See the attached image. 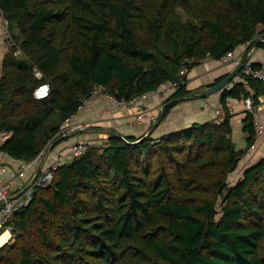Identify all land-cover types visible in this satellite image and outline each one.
<instances>
[{
	"label": "trees",
	"instance_id": "trees-1",
	"mask_svg": "<svg viewBox=\"0 0 264 264\" xmlns=\"http://www.w3.org/2000/svg\"><path fill=\"white\" fill-rule=\"evenodd\" d=\"M0 15V152L19 162L41 157L95 91L129 101L175 84L162 120L196 95L185 85L194 65L264 36V0H0ZM237 76L254 95L241 82L223 89L219 124L83 144L17 201L0 264H264V159L231 184L256 132L247 112L237 148L226 108L256 106L264 85Z\"/></svg>",
	"mask_w": 264,
	"mask_h": 264
},
{
	"label": "crops",
	"instance_id": "crops-1",
	"mask_svg": "<svg viewBox=\"0 0 264 264\" xmlns=\"http://www.w3.org/2000/svg\"><path fill=\"white\" fill-rule=\"evenodd\" d=\"M1 28L2 21L0 20V63L7 48L6 44L1 39ZM262 39H264V36H262ZM250 46L248 44L241 46L237 48L234 53L238 55L241 60L248 53ZM247 64H257L260 65V67H264V48L256 46ZM236 65L237 64L234 62L222 64L219 60H213L211 58L202 59L194 65L186 75L185 85L189 92L196 93V95L177 102L170 109L166 117L162 119L151 132V137L159 138L163 135L179 133L190 128L194 124L213 122L216 119V110L219 111L220 117L223 118L224 112L221 105L222 91L204 98H201L199 95L207 87L213 86L221 81L220 79H223ZM239 82L243 84V87L250 96L254 95V90L250 88L247 81L241 79L240 76H236L233 82L227 86V89L234 83ZM170 94L171 93L167 92L164 86L161 87L150 99L142 103L144 108L143 113H140L135 107L124 109L113 107L101 93L92 95L83 103L78 112L67 120L64 125L65 127L79 124L82 125L83 129L71 134L61 135L59 139L54 141L35 163V171L40 161L42 162L40 164L39 173L53 165L58 157L63 155V153L75 143L99 146L107 141L108 136L113 131L123 137L144 136L161 115L163 103ZM245 99H248L251 104L253 103L251 98L247 97ZM245 99H226V108L229 112V121L232 128V136L234 138V140L233 138L232 140L236 147L240 149L245 146V134L242 130L243 119L247 114V110L244 107ZM258 101L259 103L256 106L253 105L255 107L253 121L258 123L257 126L254 125L256 132L254 142L241 158L235 171L229 175V181L232 185L237 182L248 167L264 159V94L258 97ZM9 136L10 133H1L0 145ZM19 163V161L0 152V164L5 168H16ZM27 178L28 175L26 176V179ZM24 181L25 179L22 181L18 180L15 183L14 189L18 202L22 201L26 193L24 187L18 191L19 187L24 184ZM2 237L4 238L2 243L5 244L9 241L11 234L5 231L0 235V238Z\"/></svg>",
	"mask_w": 264,
	"mask_h": 264
},
{
	"label": "built area",
	"instance_id": "built-area-1",
	"mask_svg": "<svg viewBox=\"0 0 264 264\" xmlns=\"http://www.w3.org/2000/svg\"><path fill=\"white\" fill-rule=\"evenodd\" d=\"M0 20L2 23L6 25L5 20L3 19L2 15H0ZM7 27V25H6ZM6 33V28H5ZM6 39H8L7 33L5 34ZM11 45L13 43L10 42ZM209 59L208 56H206L203 60ZM220 63L222 64H228L230 62L239 63L240 58L235 53H227L223 57L219 59ZM241 74L245 77H251L253 79H256L259 81L262 85H264V67L260 68H253L251 65H244L242 69L240 70ZM187 73L186 66H183L180 70L181 75H185ZM33 74L37 77H40L39 72L33 68ZM167 90V92L172 93L176 85L175 84H168L167 86H164ZM39 93V95H37ZM98 93H101L100 91H95L93 95H97ZM48 94V87L46 85L39 86L34 91V96L37 99H41L46 97ZM102 94V93H101ZM154 93H143L140 96H137L129 101H117L114 98L103 94L104 98H106L113 107L124 109L128 107H135L138 109L140 113H143L144 108L142 106V103L145 100L150 99L153 96ZM244 107L247 110V112L254 115V109L255 107L251 104V102L248 99L244 100ZM216 119L214 122L216 124H219L221 122V117L219 115V111H215ZM254 125H258L257 122H254ZM83 129L82 125L74 124V125H68L62 128L60 131L61 135L71 134L78 130ZM86 149V146L83 144L75 143L70 146V148L63 153V155L59 156L57 161L48 167L47 169L43 170L41 173L37 175L35 180L31 182V179L33 175L35 174V163L38 161V156L36 159L30 162H20L16 168L13 169H7L2 164H0V235L3 232H10V226L8 225V222L11 220L12 217V211L14 207L16 206V203L18 201L16 195H15V183L19 180L22 181L26 179V176H30L31 179L29 183L25 186V190L30 191L33 188H40V187H48L53 180V172L56 170V168L61 165L62 163L71 160L73 157L81 155ZM45 153V151H44ZM43 153V154H44ZM24 185L20 186L18 190L22 189Z\"/></svg>",
	"mask_w": 264,
	"mask_h": 264
},
{
	"label": "water",
	"instance_id": "water-1",
	"mask_svg": "<svg viewBox=\"0 0 264 264\" xmlns=\"http://www.w3.org/2000/svg\"><path fill=\"white\" fill-rule=\"evenodd\" d=\"M260 41H264V39H259L255 42L252 43V45L249 48L248 53L239 61V63H237V65L233 68L232 71H230L219 83L207 87L206 89H204V91L199 95L201 98L204 97H208L211 96L219 91H222L223 89L227 88V86L231 83V81L238 75V73L240 72V70L242 69V67L244 65L247 64V62L249 61L250 55L252 53V51L254 50V48H256L257 44ZM163 114V108L161 110V115L158 117V119L156 120V122L153 124L152 128L143 136V138H145L146 136L150 135L151 132L156 128V126L161 122V116ZM114 135L118 136V138H120L121 140H124V138L119 135L116 132H112ZM42 161L39 162L37 169L35 171V174L33 175L31 182H33L35 180V178L37 177V175L39 174V170H40V164Z\"/></svg>",
	"mask_w": 264,
	"mask_h": 264
},
{
	"label": "rangeland",
	"instance_id": "rangeland-1",
	"mask_svg": "<svg viewBox=\"0 0 264 264\" xmlns=\"http://www.w3.org/2000/svg\"><path fill=\"white\" fill-rule=\"evenodd\" d=\"M1 39H2V41L6 44V46H7V43H6V36H5V34L3 33V27L1 28ZM2 42V43H3ZM9 45H11V44H9ZM1 56V55H0ZM232 138H233V136H232ZM233 140H234V138H233ZM104 144V143H103ZM48 148V147H47ZM47 148H46V150H47ZM30 179H31V177L30 176H28V178L27 179H25V181H24V188H25V186L29 183V181H30ZM29 193H30V191H27L25 194H24V197H23V199H22V201L21 202H23V201H26L27 199H28V197H29Z\"/></svg>",
	"mask_w": 264,
	"mask_h": 264
},
{
	"label": "bare ground",
	"instance_id": "bare-ground-1",
	"mask_svg": "<svg viewBox=\"0 0 264 264\" xmlns=\"http://www.w3.org/2000/svg\"><path fill=\"white\" fill-rule=\"evenodd\" d=\"M3 241H4V238H3V237H2V238H0V245H2V244H3V243H2Z\"/></svg>",
	"mask_w": 264,
	"mask_h": 264
},
{
	"label": "clouds",
	"instance_id": "clouds-1",
	"mask_svg": "<svg viewBox=\"0 0 264 264\" xmlns=\"http://www.w3.org/2000/svg\"><path fill=\"white\" fill-rule=\"evenodd\" d=\"M37 95H39V93H37Z\"/></svg>",
	"mask_w": 264,
	"mask_h": 264
}]
</instances>
